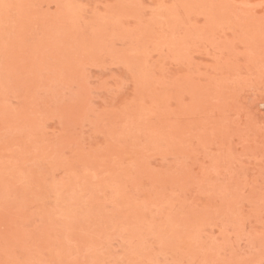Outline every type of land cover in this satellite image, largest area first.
<instances>
[{"label": "rangeland", "instance_id": "374dc122", "mask_svg": "<svg viewBox=\"0 0 264 264\" xmlns=\"http://www.w3.org/2000/svg\"><path fill=\"white\" fill-rule=\"evenodd\" d=\"M0 264H264V0H0Z\"/></svg>", "mask_w": 264, "mask_h": 264}]
</instances>
